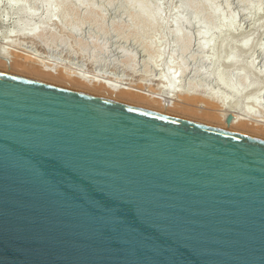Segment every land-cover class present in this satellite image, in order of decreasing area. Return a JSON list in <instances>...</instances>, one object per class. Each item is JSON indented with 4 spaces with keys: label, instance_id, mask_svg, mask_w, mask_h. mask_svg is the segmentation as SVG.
Wrapping results in <instances>:
<instances>
[{
    "label": "water",
    "instance_id": "water-1",
    "mask_svg": "<svg viewBox=\"0 0 264 264\" xmlns=\"http://www.w3.org/2000/svg\"><path fill=\"white\" fill-rule=\"evenodd\" d=\"M0 264H264V142L0 72Z\"/></svg>",
    "mask_w": 264,
    "mask_h": 264
},
{
    "label": "rangeland",
    "instance_id": "rangeland-1",
    "mask_svg": "<svg viewBox=\"0 0 264 264\" xmlns=\"http://www.w3.org/2000/svg\"><path fill=\"white\" fill-rule=\"evenodd\" d=\"M40 1L44 0H0V41L6 37L5 41L28 42L20 35L27 32L25 29H28V15H35L30 21L31 24H38L44 19L46 11ZM52 1L54 12L52 21L47 26L49 34L36 41V45L26 44L28 50L38 55L37 60L41 67L51 62L48 59L66 62L64 57L67 52H71L70 54H81L82 57L84 55L82 66L80 62L75 65L87 72L84 76L88 80L98 79L92 78V71L105 73L99 69L103 63H107L111 67H121L125 72L135 67L138 75L134 78L127 77L133 79L130 84L147 83L157 89V85L169 87L161 84L158 78L160 69L165 68L164 65L171 61L170 65L174 68L181 65L187 70L181 78L179 88L204 90L206 93H201V96L210 102L209 93L218 92L230 105L242 108L245 112L264 108V90H258L264 82V0H209L206 7L202 6L203 0ZM139 10L146 11L150 18L141 17ZM212 11L217 15L212 14ZM176 28L186 37H173L172 32ZM226 38L231 42L228 49L221 44ZM249 39L250 45L253 44L252 49L249 52L240 49L242 41ZM202 43L206 46L204 52L199 48ZM144 47L149 52H144ZM102 48L106 55L101 51ZM158 50L164 53L163 60L159 63ZM126 53L136 55V63H127L122 57ZM217 56L221 59L219 67L212 68V60ZM150 60L149 67L152 68H146L144 62ZM89 62L94 64L88 65ZM230 62L234 69L228 73ZM157 64L161 67L158 68ZM120 74L125 75L123 72ZM144 74L148 78L142 77ZM217 74L224 81L231 82L238 94L227 93L211 79ZM205 77L209 78L205 80ZM145 78L152 81H145ZM98 81L107 83L105 79ZM124 84L126 82L121 86L129 88ZM154 88L150 90L153 91ZM158 95L161 97L162 94ZM204 108L202 105V109ZM186 122L208 125L192 120Z\"/></svg>",
    "mask_w": 264,
    "mask_h": 264
},
{
    "label": "bare ground",
    "instance_id": "bare-ground-1",
    "mask_svg": "<svg viewBox=\"0 0 264 264\" xmlns=\"http://www.w3.org/2000/svg\"><path fill=\"white\" fill-rule=\"evenodd\" d=\"M40 4H43L45 7L46 14L44 19L41 22H38V24H31L30 21L33 20L35 15H28L27 16V20L29 22V24L27 25L28 29H25L27 30V32H24L20 35L22 36L23 40H26L28 42H23L24 43L23 44L22 42L17 43L16 40L5 41L6 37L4 38L3 41L2 40L0 41V72L1 73H5L8 75H15V77L20 76L19 78L21 77L23 79L26 78L30 81L33 80L36 83H42L56 88L94 97L97 99L110 101L122 105H127L130 107H136L139 109L157 113L159 115H163L167 117L173 116L176 119L178 118L179 120L182 121L192 120L194 122L197 121L198 123L203 122L205 124H208L206 126H211L213 127V129L219 131H223L226 133H237L238 135L240 134V136L249 137L252 139L257 138V140L260 139V141L263 140L264 142V108L263 109L258 108V111L255 110V111L245 112L242 108L239 109L236 108L234 105H230L229 101L223 99L218 94V92L213 91L214 93H209L211 94V97L209 99L211 100L210 102V101H206V98L201 96V93L203 94L206 93V91L204 90H198V89L184 90L183 88L182 89L179 88L181 86L180 83L182 82L181 78L185 76L187 70L186 67L176 64H175L176 67L174 68L172 65H170L172 64L171 61H168L164 65L165 68L160 69L161 72L158 78L161 81V84L169 85V87L168 86L160 87V85H157V89L151 87V84H147V83H137L135 85H131L130 82L133 79L130 80V78L127 77H133V78L137 77L138 69L136 70L135 67L130 69V71L127 70L125 72L120 69L121 67L119 68H116L115 66L111 67V65L107 63H103L101 67L99 66L100 67L99 70L104 71L105 73L100 74V73H96V71L95 72L92 71L91 72L92 78L94 77L98 79L88 80L84 76V74L87 72H85L83 68H80V66H82V61H84L82 59L84 55L82 57L81 54L79 55L76 53L70 54L71 52L66 53L67 55L66 57H64L66 62H62V61L59 62V60L56 59H48V61L51 62H49L47 65L45 64L46 66L41 67L38 64V60H37L38 55L35 54L34 52H31V50H28L27 48L29 47L26 46V44L36 45L35 44L36 41H38L43 36L48 35L50 32L47 26H49V23L52 21V14L54 12L52 8L53 1L44 0V1H40ZM207 4H209V0L202 1L203 7L208 6ZM212 12H213L212 14H216L214 11ZM139 14L141 17H145L146 19L150 18L148 13L144 10L141 11L139 10ZM232 22H234V19ZM181 33L182 32L178 28H176L173 30L172 35L175 38H179L180 36L186 37L185 35H183V33L182 34ZM205 43H202V45H200L199 47L200 50H202V52H204V48L206 47ZM230 43L229 41H227V38L226 40L221 42V44L222 45L224 44V46L227 49L230 48ZM3 45L5 47H3ZM252 45H250V39H249L242 41V44H240L239 48L243 49L246 52H249L252 49ZM145 48L147 47L143 48L145 50L144 52H149L148 49ZM101 51L103 52V54L106 53L104 48H102ZM135 56L136 55H132V54L127 55L126 53V55L124 54L122 57L126 60L127 63L130 62L132 64L133 62L136 61ZM157 56L159 57L158 60L159 63L163 60V56H164L163 51L158 50ZM7 59H10L12 61L8 62ZM79 62L81 65L76 67L75 64H78ZM219 62H221V59L218 58L217 56V58H214L212 60L211 63L212 68H218ZM91 64L93 65L94 63H90L88 65ZM150 64H151V60L149 62L148 61L144 62V66L146 68H152L149 67L151 66ZM88 65L86 67H88ZM157 67L160 68L161 65L157 64ZM228 67H229L228 68L229 70L227 71L228 73L230 70L233 71L232 69H234V67L232 62H230V66ZM120 70L121 72L125 73V75L120 74L121 73ZM143 76L148 78L147 77L148 75L144 74L142 75V77ZM146 78L145 81H152L150 79L146 80ZM208 78L209 77H205V80ZM99 79H102V81L105 79L107 83H104V81L103 82L98 81ZM211 79H213L219 86L221 85L224 88V91H227V93H233L235 95L238 94V90H236L233 87L231 82L224 81L223 79H221V75L217 74L215 76H212ZM123 82H126V84L124 85L129 86V88L122 87L123 85L121 86V84H123ZM150 87L157 90L158 93H161L162 94L161 97L158 95L157 91L156 92L155 90H153L154 92L151 91ZM258 90L259 92H262L264 90V82L261 85L260 89ZM151 94H153V96ZM202 105L203 107L205 106L204 109H202ZM229 115L232 116V122L228 125L226 124L225 121H226V117Z\"/></svg>",
    "mask_w": 264,
    "mask_h": 264
}]
</instances>
